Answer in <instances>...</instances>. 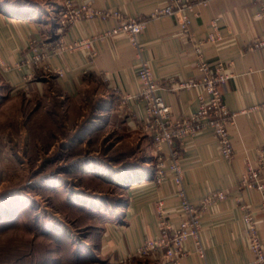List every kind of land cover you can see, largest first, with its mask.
<instances>
[{"label":"crops","instance_id":"obj_1","mask_svg":"<svg viewBox=\"0 0 264 264\" xmlns=\"http://www.w3.org/2000/svg\"><path fill=\"white\" fill-rule=\"evenodd\" d=\"M167 0H76L94 11H120L126 18L144 19L146 28L137 36L138 47L127 35L105 34L115 19L99 17L62 23L63 0H0V73L13 93L42 95L57 89L62 99L79 97L88 79L101 84L95 96L103 98L102 116L107 126L123 130L133 137L132 144L141 153L140 162L119 173L125 199L117 208L119 220L105 232L104 252L125 258L140 243L158 235V210L163 205L176 223L180 213V187L173 175L158 182L155 177L158 157L166 163L176 159L183 173L185 197L201 205L212 191H223L227 198L206 207L201 216L199 241L191 239L186 254L178 261L166 258L154 264H250L253 255L244 215L253 214L264 242V192L248 187L243 181L248 167L260 172L264 185V48L255 43L264 37V23L258 17L259 4L252 0L196 1L190 34L180 29L181 14L158 17L156 8ZM217 22L220 39L207 41ZM87 40L88 47H74ZM203 40L202 53L211 64H227L233 73L221 87L226 107L232 115L229 134L234 158H223L211 129L176 141L156 153L153 138L145 129V103L128 100L140 91L138 69L147 62L158 81L157 94L172 109L173 118L195 115L199 109L198 91L181 89L180 83L201 76L198 71L197 42ZM63 49L53 51L59 43ZM41 45L44 60L29 63L33 46ZM27 61V62H26ZM63 72V75L59 73ZM118 178V177H116Z\"/></svg>","mask_w":264,"mask_h":264},{"label":"rangeland","instance_id":"obj_2","mask_svg":"<svg viewBox=\"0 0 264 264\" xmlns=\"http://www.w3.org/2000/svg\"><path fill=\"white\" fill-rule=\"evenodd\" d=\"M34 56L29 63L36 64ZM4 82L0 73V264L163 258L127 261L103 250L126 195L118 174L136 166L141 153L129 133L107 126L103 98L95 96L101 84L89 78L70 100L51 85L37 95L13 93Z\"/></svg>","mask_w":264,"mask_h":264},{"label":"built area","instance_id":"obj_3","mask_svg":"<svg viewBox=\"0 0 264 264\" xmlns=\"http://www.w3.org/2000/svg\"><path fill=\"white\" fill-rule=\"evenodd\" d=\"M196 1L207 5L209 0H167L162 6L156 8L155 15L163 17L180 13V29L183 34L189 35ZM252 1L259 4L258 17L264 23V0ZM63 2L62 23H73L96 17L102 20L115 19L116 24L105 35H127L131 44L138 47L137 36L143 32L147 24L144 19L126 18L117 10L94 11L89 4L79 5L76 0H63ZM212 28L213 31L208 35L207 41L215 43L220 39L217 22L212 24ZM64 44L63 42L59 43L53 51L63 49ZM203 44L204 41L201 40L197 42L195 47V53L198 57L197 67L201 76L197 79L183 81L179 86L181 89H195L198 91L199 109L195 115L185 118H173L171 107L157 94L158 81L147 62H142L138 69L139 93L135 96L129 95L126 97L128 100L139 98L145 103L146 120L144 127L153 138L158 156L164 154V147L172 148L178 140L182 141L187 136H195L204 129H211L217 138L223 158L228 161L234 158V147L229 134V125L232 123L234 115L226 107L221 90V87L231 79L233 73L228 70L227 64L221 61L211 64L208 59L204 58L202 53ZM84 46H89L87 40L74 43L76 48ZM255 48H264V37L255 43ZM33 51L35 54L33 61L36 64L42 62L46 57L41 45L36 46ZM59 74L63 75V72ZM170 150V154L176 159L169 164L162 156H159L155 177L158 182H162L168 177V173L173 175L175 183L180 187L179 207L182 218L176 223L169 218L164 206L160 205L158 210V235L138 246L132 254L125 257L127 261H130L134 256L146 257L150 255H162L168 261H178L186 254L184 246L191 239L196 241L199 252L203 256L204 253L199 241L202 212L214 202L224 201L227 198L223 191L216 190L208 194L201 205L189 201L183 190V173L178 163V157L172 149ZM259 177L260 172L258 170L248 167L243 182L250 188H256L264 192V185L259 184ZM244 222L248 230L249 246L253 255L250 264H264V242L258 222L250 212L244 215Z\"/></svg>","mask_w":264,"mask_h":264},{"label":"trees","instance_id":"obj_4","mask_svg":"<svg viewBox=\"0 0 264 264\" xmlns=\"http://www.w3.org/2000/svg\"><path fill=\"white\" fill-rule=\"evenodd\" d=\"M118 206H120V205H118Z\"/></svg>","mask_w":264,"mask_h":264}]
</instances>
